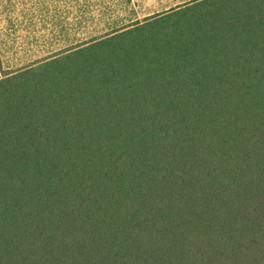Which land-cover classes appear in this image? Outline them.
Returning <instances> with one entry per match:
<instances>
[{
    "label": "trees",
    "instance_id": "16d2710c",
    "mask_svg": "<svg viewBox=\"0 0 264 264\" xmlns=\"http://www.w3.org/2000/svg\"><path fill=\"white\" fill-rule=\"evenodd\" d=\"M2 72L0 264H264V0Z\"/></svg>",
    "mask_w": 264,
    "mask_h": 264
},
{
    "label": "rangeland",
    "instance_id": "374dc122",
    "mask_svg": "<svg viewBox=\"0 0 264 264\" xmlns=\"http://www.w3.org/2000/svg\"><path fill=\"white\" fill-rule=\"evenodd\" d=\"M194 0H0V78Z\"/></svg>",
    "mask_w": 264,
    "mask_h": 264
}]
</instances>
